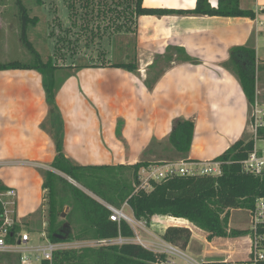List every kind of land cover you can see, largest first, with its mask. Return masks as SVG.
Wrapping results in <instances>:
<instances>
[{
    "label": "trees",
    "instance_id": "trees-1",
    "mask_svg": "<svg viewBox=\"0 0 264 264\" xmlns=\"http://www.w3.org/2000/svg\"><path fill=\"white\" fill-rule=\"evenodd\" d=\"M41 4L40 0H37ZM144 0H126V7L122 14L129 15L132 19L141 16L164 17L174 14L197 15V16H218V17H242L255 19L256 14L252 10H241L239 0H230L224 4L225 0H219V5L214 8L209 0H197L195 9L192 11L170 10V9H147L143 6ZM19 7L20 22L22 26V42L26 49L36 58L35 65H26L20 62L11 64H0V72L12 70H37L42 76V87L46 93V102L50 105L49 113L41 125L42 129L55 142L56 155L50 165V170L37 169L44 180L43 188L47 191V232L50 241L59 243L71 238L68 228L58 223L64 210V203L60 193L70 192L76 204V208L83 213L84 220L94 239L134 238L135 232L126 223L118 225L112 222L110 216L112 212L106 204L118 209L127 203L134 216L139 221H145L148 226L152 225L154 219L170 217L183 219L191 223L196 228H200L206 233V240L209 243L217 238H233L250 236V230H230L228 227L231 212L234 209H244L251 211L258 198H264V175H257L243 170V162L246 161L254 150L255 141L253 134H242V138L235 141L216 160L222 163L221 175H178L160 181L153 182L152 190H137L140 185V172L144 168L164 161L184 160L189 161L190 152L194 141L195 124L191 120L177 119L173 124V129L166 141L154 139L148 147L141 153V159L134 165H87L83 166L73 159H68L64 154V132L63 122L60 116V109L55 98L64 84L73 74L68 73V69L63 70L55 66L53 62L47 64L42 62L39 52L30 42L26 29L29 25H35L37 18H31L28 11L23 6L22 0H17ZM264 13V12H263ZM130 25L133 24L129 21ZM125 26V25H124ZM123 26L117 28L122 29ZM125 28V27H124ZM128 32L131 28L126 27ZM137 33V32H136ZM251 43V40H250ZM127 45V46H125ZM125 46V57H130L126 61H116L108 67L115 70H124L134 75L138 74L136 47L133 57L129 53L130 45ZM248 47H234L230 51L229 60L223 67L231 72L242 86L245 98L248 101L251 114L257 102L256 99V73H255V50ZM128 47V48H127ZM175 61L189 62L191 59L186 56H177ZM174 61L171 60L170 63ZM156 60L152 67H156ZM104 67V66H103ZM102 66L99 68H103ZM79 72V71H76ZM163 73H158L153 78H147L144 82L146 87L152 92L158 84ZM251 117V116H250ZM252 121V117H251ZM120 132V129L117 130ZM259 140H264V127L258 131ZM121 139V138H119ZM174 162V161H173ZM131 172L133 182L128 183L123 174ZM66 177L75 180L84 189L97 196L104 203L95 199L89 194L79 190L74 184L68 182ZM9 188L0 180V192ZM67 190V191H66ZM3 205L0 202V226ZM42 216V208L34 212L32 217L25 219V225L30 231L43 230L44 223L32 222L34 217ZM22 226L16 223L10 230L7 242L14 244ZM36 231V232H37ZM260 233H264L261 227ZM163 239L177 247L187 248L192 232L185 227H168L162 235ZM71 264H154L156 255L136 244H126L124 246H109L105 249H83L71 250L59 253L57 257ZM165 257V256H163ZM208 264V263H206ZM259 264H264L260 262Z\"/></svg>",
    "mask_w": 264,
    "mask_h": 264
},
{
    "label": "crops",
    "instance_id": "crops-1",
    "mask_svg": "<svg viewBox=\"0 0 264 264\" xmlns=\"http://www.w3.org/2000/svg\"><path fill=\"white\" fill-rule=\"evenodd\" d=\"M229 2L230 0H225L224 4H228ZM209 3L212 7L217 8L219 0H209ZM244 3L247 4V7L243 6ZM196 4L197 0L143 1V6L147 9L158 8L182 11H192L195 9ZM239 8L244 11H254L256 18H224L218 16H197L194 14L139 17L136 25L138 74L134 75L122 69L117 70V72L124 71L125 78L127 79V82H123V85L117 89L118 93H120V101H124L125 103V111L122 114L110 116V111L106 112L103 107H100L96 103V101L100 100L99 98L90 99L91 102L96 104L95 107H97H94V110H90V114H88L89 111L87 112V117H90V119L86 120V124H82L83 129L78 132L79 135L77 137L71 138L68 134L65 135V156L68 159H74L80 164L81 161L79 159L81 158H103L106 154L110 157V150L121 145L118 143V139L116 138V141L114 137L117 127L105 130L102 126L108 122L112 125L114 123L118 124V118L121 119L119 121H125L126 125H128L122 130L125 138L130 134H134L135 136H132L131 139H142L141 143L136 147L134 146V140L132 141L131 151L129 152L131 157L128 161L129 165L139 162L141 153L154 138L158 141L168 140L169 134L173 129V124L178 118L191 120L195 124V138L190 152V161L214 160L228 150L235 141L240 140L247 128L249 105L240 82L223 65L229 60L231 49L234 47H248L251 44L250 48L254 49L256 53L255 69L259 67V77L256 79V99L258 101V97H261L264 100V0H239ZM177 56L181 58L188 56L191 61H175ZM155 60L157 66L152 67ZM171 60L174 62L170 63ZM19 71L12 70L11 74L9 73L10 71L0 72V91L8 89V82L14 78L19 81L18 83H21L23 76L26 75L23 74V70L22 72ZM160 72L163 74L159 78L155 89L150 92L144 82L148 77L153 78ZM118 77H120L118 81L110 80L109 83L114 86L115 83H121L122 76ZM71 79L72 77L66 81L64 87L67 86V82ZM7 80L8 82L6 83ZM94 84H96L95 79L93 80ZM20 86L23 87L24 98L35 97L31 87H28L26 84H21ZM8 95H5V92H0V158L3 161H14L16 159L19 160L17 162L21 165L26 162L33 169H35V166H33L35 162H43L46 163L43 164V168L51 171L50 165L56 155V148L50 145L51 141L48 135L40 129L39 125L41 121L36 125L38 118H36L37 116L35 117V113L33 114L34 119L31 117L27 123H24L27 125L23 127L25 132L21 133L19 130H14L15 138L5 139L3 137V134H6L10 129L11 124L15 123H9L10 119L8 120L7 118L9 113L6 111L5 104L1 101L2 98L4 100ZM239 96L244 100L242 108L239 106ZM16 99L12 103V106L20 103L19 98L16 97ZM86 102L87 100L81 101L75 99L74 103L81 106L71 112L82 110V108L87 106ZM12 106L9 107L12 108ZM35 108L37 109V106L34 107V110ZM2 112L3 114H1ZM16 115H13V121H19ZM45 117L41 120L43 121ZM31 119L33 120L31 121ZM161 120L163 122L162 125L159 123ZM20 122L23 124V121L20 120ZM7 126L9 127L7 128ZM220 131V137L213 138ZM207 134L211 137L210 139L213 144L211 150L214 151L217 148V152L219 153L213 157L198 158L196 155L204 151L205 138L203 136ZM29 138L32 139V143L30 144V148H26V150L23 146L26 145ZM105 140L107 142L104 145L103 142ZM14 144L17 147L10 153L7 148H11ZM20 146L23 148L19 149ZM98 149H100V152L96 153L95 150ZM257 150L260 153H264V151H260L258 148ZM92 161L89 160L87 163L81 165H93ZM124 162H120V165L127 164ZM105 164L111 165L109 163ZM1 173L4 174V171ZM33 173L36 177L35 182L43 185L44 180L37 169ZM4 184L8 188L16 190L11 184L5 182ZM42 200L43 204L40 208L43 209L46 202L45 196L42 197ZM170 220H173V223L176 224H180L181 221L186 224L174 226L172 223L166 221L163 223L165 226L164 231L168 227L189 228L192 232V238L187 248L183 249L191 256L195 254L189 251L196 231L203 232L205 236L206 233L186 220L180 219V222L172 218ZM21 231L29 233L22 228ZM29 234L33 235L32 237L35 236L34 234ZM217 239L222 242L215 240L209 243L206 240L207 245L219 243L222 246V250L220 251L223 254L230 253L235 257L236 252L231 251V247L227 249L225 246H231L229 242H224L225 240H229V238ZM243 243L241 253L245 257L237 253L238 257H241L243 260L239 261L238 258L236 261H244L246 263L252 247L250 245V237L248 236V240L243 241ZM207 263L216 264V262Z\"/></svg>",
    "mask_w": 264,
    "mask_h": 264
},
{
    "label": "rangeland",
    "instance_id": "rangeland-1",
    "mask_svg": "<svg viewBox=\"0 0 264 264\" xmlns=\"http://www.w3.org/2000/svg\"><path fill=\"white\" fill-rule=\"evenodd\" d=\"M125 1L126 0H40L41 4H39L37 0H22L23 6L28 11L31 18H37V23L35 25H29L26 32L30 42L39 52L42 62L47 64L48 61H51L60 69H68L67 72L73 74L72 79L67 82V86L62 88L55 98L56 104L61 111L60 116L63 122L64 138L66 134L71 138L77 137L79 135L78 132L83 129L82 124H86V120L90 119V117L87 116L91 113L90 110H94L96 105L94 102H91L90 99L94 100L99 98V101L95 100L96 103L100 107H103L106 112L110 111V116H116L125 111V103L124 101H120V93L117 91V89L123 85V82H127L125 72H117V70L108 67L116 61H126L130 59V57H125V46L127 45L122 47L124 44H128V47L130 45L131 51L129 53L131 57L135 56L136 19L131 20L129 15L124 16L122 14L123 9L126 7ZM243 6L247 7V4L244 3ZM20 16L17 0H0V64L7 65L11 64V62H20L26 65H35L37 63L35 56L26 49L21 40L23 31ZM129 21H132L133 24L130 25ZM120 26H123L122 29L117 30ZM128 26L132 29L131 32L126 30ZM101 66L104 67L99 68ZM255 70L256 78L258 79L259 67ZM11 72L12 71L9 73L11 74ZM19 72H22V70ZM23 74L26 76H23L21 83H18L19 81H17L16 78L11 81L8 79L10 82L7 80L6 83L8 82L10 86L8 84V89L0 91L1 93L5 92V95L9 94L4 100L2 98L1 101H3L6 111L9 113L7 117L8 120L10 119L9 123L15 122L14 124L10 123L12 128L11 126H7V128L9 127L10 129L6 134H3L5 139L15 138L16 135L14 130H19L21 133L25 132L23 127H25L26 124L24 123H27L29 118L32 117L34 119L36 116V118H38L36 125L41 121L39 125L40 129L46 133L41 125L49 113L50 105L46 102V93L41 82L42 76L37 70L24 71ZM118 76H122L121 83H115V86L109 83L110 80L118 81L120 78ZM94 79L96 84L93 85ZM21 84H26L28 87H31L35 97L24 98L23 87L20 86ZM13 96L19 98L20 103L12 106V103H14L16 99V97ZM35 99L36 102L34 103ZM75 99L81 101L87 100L85 103L87 106L80 111L71 112L81 106L80 104L74 103ZM239 99V106L242 108L244 106V100L241 99L240 96ZM258 104L260 109L264 111V100L261 97H258ZM8 105L12 106V108ZM35 106H37V109L35 108L34 110ZM70 108L72 109L70 110ZM88 111L89 113L87 114ZM34 113L35 117L33 115ZM1 114H3V112ZM14 114H17L16 117L19 121H13ZM44 116L46 117L42 121L41 119ZM250 116L251 109L249 108L247 114L248 124L244 134H250L252 131ZM33 119H31V121ZM20 120L23 121L24 125ZM119 120L121 119L118 118V124L114 123L112 125L108 122L104 124L102 128L106 130L111 127L114 129L117 127L114 137L118 139V143L121 145L110 150V157L106 154L103 158H81L79 159L81 164L87 163L89 160H93V165L109 163L116 166L120 165V162L123 161H125L124 163H129L128 161L131 158L129 152L131 151L132 141L134 140V146L136 147L141 143L142 139H131L132 136H135L134 134H130L125 138L122 134V130L128 125H126L125 121ZM159 123L162 125V120L159 121ZM118 129H120V132H117ZM11 133L13 134L11 135ZM220 135L221 131L218 132L217 135H214L213 138H218ZM203 137L205 138L204 151L196 156L198 158H207L213 157L215 154L219 153L217 152V148L214 151L211 150L213 147L210 139L211 137L208 134ZM48 138L51 141L50 145L55 148V142L52 136L48 135ZM28 140L26 145L23 146L25 149H29L32 143V139L29 138ZM106 142L105 140L103 144L105 145ZM16 147L17 145L14 144L11 146L12 149L10 147L7 149H9L8 151L11 153ZM23 147L20 146L19 149ZM257 148L260 151H264V140L257 141ZM95 152L99 153L100 149L95 150ZM17 161L19 160L3 161L2 158H0V170L1 172L4 171V174L0 172V180L2 179L1 181L3 183L11 184L17 191V198L14 200L16 205L15 207H9L8 210L14 211L24 231L34 234L35 238H37L41 235L42 231L47 232V228H43L41 231L36 230L37 232L34 230L32 232L28 229V226L25 225L26 220L20 218H27L29 220L34 214V211L40 209L43 204L42 197L45 196L46 202L42 209V216L41 218L40 216L34 217L32 222H39L41 220L43 223H46L47 221V191L43 188L41 183L35 182L36 177L33 173L36 169H45L43 168V164L46 163L35 162L33 165L35 169H33V167H30L26 162L21 165ZM172 161L178 162V160ZM122 176L128 183L133 182V175H131V172H126ZM66 179L68 182L75 184L82 192L104 203L72 178L66 177ZM60 195L64 203V210L58 223L68 228L71 232V238H68L65 242L69 244H80L82 248H86L84 245L89 244L94 238L91 235L92 233L87 229L83 213L76 208L75 201L70 192L62 191ZM121 208L124 209V212L128 215H133L130 207L127 205L125 206V203ZM166 221L172 223L174 226L186 224L183 221H181L180 224H176L173 223V220L163 217L154 219L151 226H146L148 227L146 228L148 232H140L143 241L152 239L153 235L162 238L165 228L163 223ZM250 222L251 215L248 211L244 209H234L231 212L228 227L230 230H250ZM192 240L194 241L189 252L195 253L192 254V257L198 261L204 263L216 262V264H247L244 261L237 262L236 260H238V258L239 261L242 259L238 257L237 253L242 255L241 246L244 244L243 241L248 240V236L236 237L235 239L229 238V240L224 241L229 242L231 245H225L227 249L231 247V251L234 253L236 252L235 257L230 253L223 254L220 251L222 250V246L217 242H222L221 240L217 239V244L207 245L206 236L201 231H196ZM12 259V264H16L17 257H13Z\"/></svg>",
    "mask_w": 264,
    "mask_h": 264
},
{
    "label": "built area",
    "instance_id": "built-area-1",
    "mask_svg": "<svg viewBox=\"0 0 264 264\" xmlns=\"http://www.w3.org/2000/svg\"><path fill=\"white\" fill-rule=\"evenodd\" d=\"M251 117V133L254 135L255 147L249 158L243 162V170L257 175H264V153H260L257 150V141H259L258 131L260 128L264 127V111L260 109L258 101L253 108ZM221 166L222 163L216 159L211 161L179 160L178 162H160L142 169L140 172V185L137 190L143 189L145 191H150L152 190L153 182L159 183L164 179L176 177L178 175L192 177H196L197 175L219 176L222 174ZM15 198H17V192L13 188L0 192V202L3 205V214L1 216L2 224L0 226V264H12L13 257H17L16 264H69L63 260L62 256L57 257L58 254L71 250L89 248L105 249L109 246L121 247L126 244H136L153 252L157 257L154 264H206L194 259L182 247H177L166 242L163 237L160 238L153 235L152 239L143 241L140 232H148L146 229L148 228L146 227L148 226L147 223L137 220L134 214L130 216L124 212V209H118L109 204H106V206L110 212H112L110 216L111 221L118 225L122 222H126L131 229L134 230V238H123L120 234L117 238L94 239L89 242V244L84 245L86 248H82L80 244H69L66 242L52 243L48 237V233L45 231H42L41 235L37 238H35V236L32 237L29 233L21 231L17 236L16 242L14 244H9L7 242L9 230L16 225V223H20L14 211L8 210L11 206L15 207ZM126 205L128 206L127 203H125V206ZM248 212L251 215L250 232L252 238L249 237L252 247L246 263L259 264L260 262H264V233H260L261 227H264V198H258L254 208ZM163 218L170 219V217ZM174 220L180 222L178 219ZM46 227L47 224L44 223L43 228ZM71 264L77 263L71 262Z\"/></svg>",
    "mask_w": 264,
    "mask_h": 264
},
{
    "label": "bare ground",
    "instance_id": "bare-ground-1",
    "mask_svg": "<svg viewBox=\"0 0 264 264\" xmlns=\"http://www.w3.org/2000/svg\"><path fill=\"white\" fill-rule=\"evenodd\" d=\"M79 107V106H78ZM72 108H70V110H71Z\"/></svg>",
    "mask_w": 264,
    "mask_h": 264
},
{
    "label": "water",
    "instance_id": "water-1",
    "mask_svg": "<svg viewBox=\"0 0 264 264\" xmlns=\"http://www.w3.org/2000/svg\"><path fill=\"white\" fill-rule=\"evenodd\" d=\"M75 185V184H74ZM76 186V185H75Z\"/></svg>",
    "mask_w": 264,
    "mask_h": 264
}]
</instances>
